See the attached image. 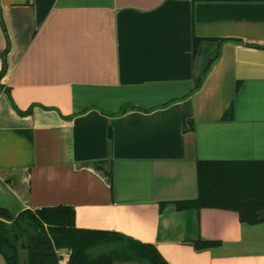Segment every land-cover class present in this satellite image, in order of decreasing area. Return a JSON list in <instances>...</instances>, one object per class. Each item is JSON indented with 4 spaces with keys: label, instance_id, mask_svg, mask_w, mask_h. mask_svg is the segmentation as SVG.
I'll list each match as a JSON object with an SVG mask.
<instances>
[{
    "label": "crops",
    "instance_id": "crops-1",
    "mask_svg": "<svg viewBox=\"0 0 264 264\" xmlns=\"http://www.w3.org/2000/svg\"><path fill=\"white\" fill-rule=\"evenodd\" d=\"M4 55L0 205L72 206L169 264H264V221L192 204L201 162L264 163V0H0Z\"/></svg>",
    "mask_w": 264,
    "mask_h": 264
},
{
    "label": "trees",
    "instance_id": "trees-1",
    "mask_svg": "<svg viewBox=\"0 0 264 264\" xmlns=\"http://www.w3.org/2000/svg\"><path fill=\"white\" fill-rule=\"evenodd\" d=\"M3 61L0 77L7 69L6 55ZM199 179L200 195L192 203L196 207L237 210L251 224L264 221L263 162H201ZM75 216L67 205L18 213L0 205V253L8 264H20L21 251L27 253L23 264H60L63 249L68 251L67 264H169L154 245L120 232L78 228Z\"/></svg>",
    "mask_w": 264,
    "mask_h": 264
},
{
    "label": "rangeland",
    "instance_id": "rangeland-1",
    "mask_svg": "<svg viewBox=\"0 0 264 264\" xmlns=\"http://www.w3.org/2000/svg\"><path fill=\"white\" fill-rule=\"evenodd\" d=\"M117 264H137V263H117Z\"/></svg>",
    "mask_w": 264,
    "mask_h": 264
}]
</instances>
